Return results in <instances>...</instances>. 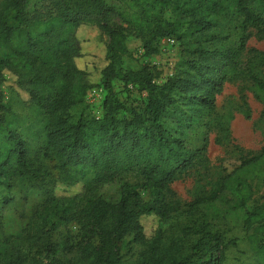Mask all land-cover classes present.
I'll use <instances>...</instances> for the list:
<instances>
[{"label":"trees","instance_id":"trees-1","mask_svg":"<svg viewBox=\"0 0 264 264\" xmlns=\"http://www.w3.org/2000/svg\"><path fill=\"white\" fill-rule=\"evenodd\" d=\"M129 2L128 11H118L105 0H54L57 12L45 19L28 18L27 0L0 4V74L7 69L17 76L39 114L30 136L11 122L6 129L0 126V185L38 172L32 173L36 160L29 156L33 140H38L44 159L65 167L64 183L81 185L68 195L47 196L20 230L5 233L0 226V264H228L239 237L232 236L234 225L227 217L245 207L252 191L237 171L259 160L264 148L222 173L211 192L184 204L172 201V184L205 164L207 143L190 148L170 126V112L180 83L211 124L224 83L242 74L264 99V51L247 44L250 25L264 30V0ZM166 10L171 12L168 18ZM116 12L150 37L144 47L152 39L178 35L182 55L191 56L184 62L186 78L164 84L155 81L149 64L127 71L134 88L147 92L144 105L132 109L129 118L117 116L122 102L112 89L118 61L129 53L126 28L108 23ZM93 22L119 36L106 44L107 62L100 70L94 61L78 63L95 54L82 36L83 23ZM206 65H213L217 79L204 70ZM100 85L108 90L103 116L82 114L70 120L68 111ZM243 111L250 118L249 110ZM116 181L122 182L118 200L98 193L100 186ZM142 191L148 192L147 199ZM143 215H155L166 226L147 235ZM72 222L76 231L63 232L61 225ZM244 227L264 229V204L248 210ZM256 253V264H264V240Z\"/></svg>","mask_w":264,"mask_h":264},{"label":"rangeland","instance_id":"rangeland-1","mask_svg":"<svg viewBox=\"0 0 264 264\" xmlns=\"http://www.w3.org/2000/svg\"><path fill=\"white\" fill-rule=\"evenodd\" d=\"M3 0H0V4ZM108 5H115L118 11H128L129 0H105ZM57 12L54 0H27L26 15L30 19L48 18ZM165 16H171L170 10L165 11ZM109 25L113 28L123 26L126 28L127 46L129 53L118 61V71L112 81V89L116 98L122 102L117 116L120 118L131 117L132 109L142 106L147 100V92L139 91L126 77L129 70H138L145 64L153 66L155 81L159 84L171 80L186 78L184 62L191 58L189 53L182 55L183 45L178 35H171L175 39L174 45H169L163 40L152 39L151 46L144 47L147 35H142L140 30L131 26L116 12L110 17ZM83 38L88 40L90 48L95 54L87 59H79L80 65L86 60L94 61L96 70H100L107 62L106 44L119 39L118 35L111 36L106 31H101L96 23H83ZM182 31V30H181ZM249 48L264 51V30L257 25H250ZM156 49L154 53H148ZM211 60L208 62H214ZM207 64V63H205ZM209 64V63H208ZM247 65L245 66V68ZM213 65H206L205 71L218 78L216 70H211ZM191 71L188 76H191ZM187 76V77H188ZM17 76L4 70L0 74V93L2 107L0 109V126L6 129L8 122L25 135H33L37 126L38 111L29 100V93L17 84ZM252 79L242 74L224 83L223 90L216 100L215 117L211 124L210 116L202 111L198 104H194L186 97V92L180 83L175 87L176 106L171 109L170 126L177 136L186 139L190 148H202L207 143L205 164L187 171L172 184L173 193L169 199L181 203L192 202L199 195L211 192L215 182L220 179L227 169H235L242 161L262 153L264 148V99H259L253 91ZM102 89V90H101ZM139 91V92H138ZM108 90L102 85L90 89L83 101L76 104L68 111L69 119L77 120L82 114L103 116V102ZM249 110L251 116L246 117L243 111ZM212 118V117H211ZM6 132V130L4 131ZM34 132V133H33ZM29 156L36 160L32 173L26 179L13 178L9 184L0 185V226L5 233H14L20 230L27 222L28 217L36 210L49 195H68L81 187L80 184L69 185L64 183L67 170L56 160L44 159L37 151L38 140L30 144ZM238 174L245 178L251 186V198L245 207L229 212L228 220L234 225L232 236H238L236 246L228 256V264H256L258 244L264 240V229L244 227L245 218L249 209L264 204V155L257 160L239 169ZM225 174V173H224ZM132 179V177H130ZM121 181L106 183L98 189V193L108 200H118L121 195ZM144 198L148 192L142 191ZM141 222L147 235H152L156 229L166 226L155 215H143ZM62 231L68 228L76 231L72 222L68 226L61 225Z\"/></svg>","mask_w":264,"mask_h":264},{"label":"built area","instance_id":"built-area-1","mask_svg":"<svg viewBox=\"0 0 264 264\" xmlns=\"http://www.w3.org/2000/svg\"><path fill=\"white\" fill-rule=\"evenodd\" d=\"M162 40H163V42H165L166 44H169V45H174L175 44V39L172 38V37H165Z\"/></svg>","mask_w":264,"mask_h":264}]
</instances>
